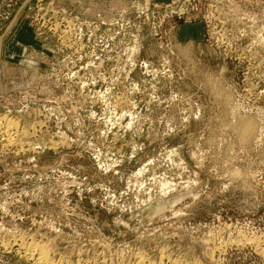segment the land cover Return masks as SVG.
Listing matches in <instances>:
<instances>
[{"label": "rangeland", "instance_id": "374dc122", "mask_svg": "<svg viewBox=\"0 0 264 264\" xmlns=\"http://www.w3.org/2000/svg\"><path fill=\"white\" fill-rule=\"evenodd\" d=\"M0 264H264V0H0Z\"/></svg>", "mask_w": 264, "mask_h": 264}, {"label": "clouds", "instance_id": "9594fccd", "mask_svg": "<svg viewBox=\"0 0 264 264\" xmlns=\"http://www.w3.org/2000/svg\"><path fill=\"white\" fill-rule=\"evenodd\" d=\"M221 74H223L226 69H221ZM133 90H137L135 85H133ZM113 115H115L113 113ZM120 119V117H117V121ZM173 156H176L177 162H172L171 160L167 161L166 163H157L153 160H149L148 164L144 167H141L139 171L133 173L134 177L139 178L141 176V173H145L148 171V166L156 164L157 167L164 168L165 173L157 176L153 174L150 179H147L144 183H137L135 186V191L137 193L143 192L145 196H147V199L143 200H137L132 205L125 207L124 205L120 204L118 205L115 198L110 197V193L108 195L104 196L105 200H108L111 205L114 207H118L121 213L124 212H134L137 208L142 207L143 205L149 204L152 200H162L164 198L170 197V194L176 193L177 198L173 200V203L171 204V207L168 209L171 211L172 208L175 207L176 204H180L183 200L187 198H191L193 202L199 199V193L194 194V190L197 188L199 182L198 175L196 169L200 167V161L197 159L195 155L191 157L193 161H195V167L191 168L185 164V161L183 159H180L179 156L176 154V150L174 149L172 152ZM118 163L114 162L113 167H115V164ZM108 169H105L107 171ZM147 185V186H146ZM74 187L76 189H80V184L76 182V178H71V184H65L63 186V196L68 195V189ZM97 187H101L100 185H97ZM103 191H106L102 188ZM88 192H92V188L87 189ZM24 195H28V193H24ZM123 195H127V193H124ZM97 201H93V204H96ZM104 207H108V205H103ZM185 207H189V205H185ZM109 211H113L112 207L108 208ZM5 213L7 214L6 210ZM174 215H181V213H175ZM18 217H14L16 219ZM132 219H135V217H129L128 221H125L124 219H121L120 216L116 217L115 223L118 226H123L124 228H128L129 223Z\"/></svg>", "mask_w": 264, "mask_h": 264}, {"label": "bare ground", "instance_id": "6f19581e", "mask_svg": "<svg viewBox=\"0 0 264 264\" xmlns=\"http://www.w3.org/2000/svg\"><path fill=\"white\" fill-rule=\"evenodd\" d=\"M5 125H6V123H5ZM7 126H8V125H7ZM4 128H5V127H4ZM8 128H9V127H8ZM5 134H6V133H5ZM7 139H8V138H7ZM41 255H42V253H40V258H39V260L42 261V262H44L45 258L42 257L43 255H42V256H41ZM28 256H29V255H28Z\"/></svg>", "mask_w": 264, "mask_h": 264}]
</instances>
